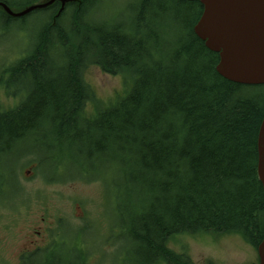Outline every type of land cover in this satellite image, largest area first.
<instances>
[{
    "label": "trees",
    "instance_id": "obj_1",
    "mask_svg": "<svg viewBox=\"0 0 264 264\" xmlns=\"http://www.w3.org/2000/svg\"><path fill=\"white\" fill-rule=\"evenodd\" d=\"M47 1L0 0L12 12ZM101 2H55L19 19L0 8L4 33L44 17L28 31L26 54L0 69V90L15 100L0 106V159L28 146L23 156L46 183L101 182L114 199L111 244L128 246L129 264H194L168 247L176 235L238 234L256 250L264 237V85L217 74L218 54L193 33L199 2L129 1L117 23L98 19ZM92 66L122 76L126 90L113 103L84 80ZM18 169L10 172L16 183ZM77 242L63 253V238L54 239L20 263L89 264Z\"/></svg>",
    "mask_w": 264,
    "mask_h": 264
},
{
    "label": "rangeland",
    "instance_id": "obj_2",
    "mask_svg": "<svg viewBox=\"0 0 264 264\" xmlns=\"http://www.w3.org/2000/svg\"><path fill=\"white\" fill-rule=\"evenodd\" d=\"M14 1L21 3L25 0ZM129 1L134 0H102L98 19L119 22ZM43 20L40 15L32 17L27 23L16 21L9 33L0 30L3 33L0 34V69L26 54L28 31L31 36L34 35ZM83 77L94 90L96 98L105 103H113L116 96L126 90L122 76L106 75L94 66L89 67ZM14 103V99L0 90V106L10 107ZM88 110L92 112L91 104H88ZM27 149L28 146L18 147L16 152L0 159V197L8 199L7 204L0 205V262L14 264L20 251L19 240L25 248L29 247V242L35 241L42 249L54 239L63 238L62 247L58 250L64 253L63 247L77 244V240L82 241L89 252V264H129L128 246L120 241L118 245L111 244L107 223L116 224L111 191L107 197L104 196L101 182L46 183L43 176L40 177L41 170H37L36 163L23 156ZM16 168H20L17 183L10 177V172ZM82 227L86 231L78 237V229ZM168 247L176 254L186 255L194 264L258 262L256 250L238 234L176 235L171 238Z\"/></svg>",
    "mask_w": 264,
    "mask_h": 264
},
{
    "label": "water",
    "instance_id": "obj_3",
    "mask_svg": "<svg viewBox=\"0 0 264 264\" xmlns=\"http://www.w3.org/2000/svg\"><path fill=\"white\" fill-rule=\"evenodd\" d=\"M58 1L49 0L12 12L0 7L11 18H21ZM197 1L202 6L193 27L206 49L218 54L215 70L223 79L243 86L264 85V0H179ZM257 177L264 196V115L257 134ZM258 263L264 264V237L256 248Z\"/></svg>",
    "mask_w": 264,
    "mask_h": 264
},
{
    "label": "flooded vegetation",
    "instance_id": "obj_4",
    "mask_svg": "<svg viewBox=\"0 0 264 264\" xmlns=\"http://www.w3.org/2000/svg\"><path fill=\"white\" fill-rule=\"evenodd\" d=\"M95 227H96V225H95ZM81 230L83 232L86 231V229L84 227H82ZM18 246H19L20 251L17 254V260L14 262V264H21L20 263L21 262V258H23L24 255L32 254L35 251L40 249L39 245H38V242H35V241L29 242V244H28L29 247L25 248V247L22 246L21 240H19ZM0 264H3V262H0Z\"/></svg>",
    "mask_w": 264,
    "mask_h": 264
}]
</instances>
